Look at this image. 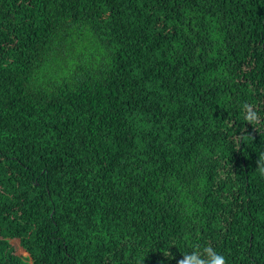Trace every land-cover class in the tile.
<instances>
[{"label": "trees", "instance_id": "16d2710c", "mask_svg": "<svg viewBox=\"0 0 264 264\" xmlns=\"http://www.w3.org/2000/svg\"><path fill=\"white\" fill-rule=\"evenodd\" d=\"M84 26L110 52L99 78L31 93L49 34ZM262 151L264 0H0V264H179L202 246L264 264ZM172 178L197 181L193 217Z\"/></svg>", "mask_w": 264, "mask_h": 264}, {"label": "clouds", "instance_id": "9594fccd", "mask_svg": "<svg viewBox=\"0 0 264 264\" xmlns=\"http://www.w3.org/2000/svg\"><path fill=\"white\" fill-rule=\"evenodd\" d=\"M209 38L215 42L220 35L216 30L210 29ZM48 39L51 42L50 52L33 68L27 82V88L35 95L55 94L57 89L65 85L76 84L77 76L85 72L99 78L98 74L110 63L108 48L87 26L58 28L49 34ZM198 163L199 161L193 164L190 170L194 171ZM258 168L264 176V151L259 154ZM196 184L197 181L194 180L191 188L185 187L175 178L168 183L169 193L175 195L184 218H191L198 211L189 195ZM166 195L163 194L161 198L164 199ZM183 257L179 264H227L226 257L210 246L193 248L185 252Z\"/></svg>", "mask_w": 264, "mask_h": 264}, {"label": "rangeland", "instance_id": "374dc122", "mask_svg": "<svg viewBox=\"0 0 264 264\" xmlns=\"http://www.w3.org/2000/svg\"><path fill=\"white\" fill-rule=\"evenodd\" d=\"M15 244L18 245V242H15ZM18 254L20 256H23V257H28L29 256V254L26 251L24 252L21 248L18 249Z\"/></svg>", "mask_w": 264, "mask_h": 264}]
</instances>
